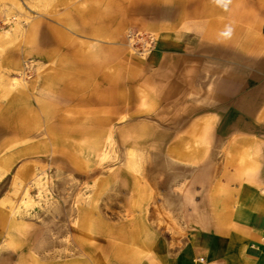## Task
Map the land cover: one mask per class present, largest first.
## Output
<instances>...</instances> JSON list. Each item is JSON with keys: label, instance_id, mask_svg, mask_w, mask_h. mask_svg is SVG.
<instances>
[{"label": "rangeland", "instance_id": "rangeland-1", "mask_svg": "<svg viewBox=\"0 0 264 264\" xmlns=\"http://www.w3.org/2000/svg\"><path fill=\"white\" fill-rule=\"evenodd\" d=\"M129 2L0 0V264H107L89 255L98 239L135 232L147 246L220 216L204 204V177L195 183L210 153L188 127L195 96L173 98L171 75L149 63L188 1L142 0L141 12ZM228 14L255 21L264 0H231ZM131 30L155 48L136 52ZM241 167L252 182L256 166Z\"/></svg>", "mask_w": 264, "mask_h": 264}, {"label": "crops", "instance_id": "crops-1", "mask_svg": "<svg viewBox=\"0 0 264 264\" xmlns=\"http://www.w3.org/2000/svg\"><path fill=\"white\" fill-rule=\"evenodd\" d=\"M140 1L121 8L147 11ZM187 1L177 8L174 28L161 35L149 63L171 75L172 89L178 90L173 98L195 96L188 111L194 107L200 115L188 127L198 128L192 135L210 146L195 183L204 177V204H220L213 206L220 216L209 215L184 232L156 233L147 246L136 245L135 232L129 239H98L103 243L93 244L89 255L107 257V264H264V15L245 21L216 4L213 9L212 0ZM253 24L259 28L244 26ZM228 25L235 40L220 38ZM252 32L259 34L247 44L241 34ZM10 120H22L21 115ZM225 161L232 167L223 168ZM242 161L256 166L252 182L243 179ZM76 234L83 236L80 229ZM139 255L138 261L124 258Z\"/></svg>", "mask_w": 264, "mask_h": 264}, {"label": "built area", "instance_id": "built-area-1", "mask_svg": "<svg viewBox=\"0 0 264 264\" xmlns=\"http://www.w3.org/2000/svg\"><path fill=\"white\" fill-rule=\"evenodd\" d=\"M127 40L131 47L141 54L149 53L155 48V38L152 34L131 30L127 32Z\"/></svg>", "mask_w": 264, "mask_h": 264}, {"label": "clouds", "instance_id": "clouds-1", "mask_svg": "<svg viewBox=\"0 0 264 264\" xmlns=\"http://www.w3.org/2000/svg\"><path fill=\"white\" fill-rule=\"evenodd\" d=\"M214 3L218 6L223 8L224 10H227L229 7V4L231 3V0H214ZM232 27L230 25L225 26V28L220 32V38L227 40L232 35Z\"/></svg>", "mask_w": 264, "mask_h": 264}]
</instances>
